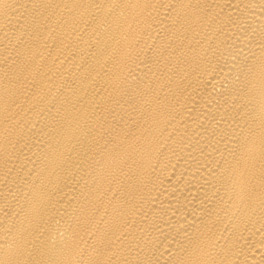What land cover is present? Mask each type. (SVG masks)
I'll use <instances>...</instances> for the list:
<instances>
[{
	"label": "bare ground",
	"instance_id": "bare-ground-1",
	"mask_svg": "<svg viewBox=\"0 0 264 264\" xmlns=\"http://www.w3.org/2000/svg\"><path fill=\"white\" fill-rule=\"evenodd\" d=\"M0 264H264V0H0Z\"/></svg>",
	"mask_w": 264,
	"mask_h": 264
}]
</instances>
